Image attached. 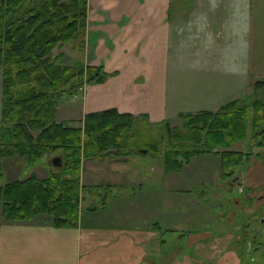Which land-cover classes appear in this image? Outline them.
<instances>
[{
    "label": "crops",
    "instance_id": "1",
    "mask_svg": "<svg viewBox=\"0 0 264 264\" xmlns=\"http://www.w3.org/2000/svg\"><path fill=\"white\" fill-rule=\"evenodd\" d=\"M81 60L107 77L68 97L75 126L86 113L111 108L154 124H182L184 114L250 100L264 76V0H87ZM162 173L169 178L158 184L148 178L119 186L102 207L88 210L83 201L76 227L38 215L0 217V264H247L229 232L190 234L183 247L164 250L172 228L155 222L156 210L165 203L163 214L173 216L182 178ZM179 215L182 224L189 221Z\"/></svg>",
    "mask_w": 264,
    "mask_h": 264
},
{
    "label": "trees",
    "instance_id": "2",
    "mask_svg": "<svg viewBox=\"0 0 264 264\" xmlns=\"http://www.w3.org/2000/svg\"><path fill=\"white\" fill-rule=\"evenodd\" d=\"M86 25L87 0H0V158L17 155L29 165L58 150L64 157L58 156L61 164L42 178L31 173L25 179L0 184V207L6 220L46 213L55 226L76 227L86 189L81 182L82 161L136 153L132 148L122 151L135 118L131 113L113 108L89 112L79 126L56 121V106L63 96L77 95L85 84L107 77L100 66L86 65L80 58L65 65L61 54H54L55 48L71 42L73 49L83 52ZM262 90L264 79L255 81L253 94ZM259 97L249 100L251 103L235 99L216 112L184 114L181 125L192 127L195 146L182 149L169 144L161 156L164 170L179 172L182 160L188 163L193 157L245 138L249 107L254 128L264 118V102ZM163 125L173 135L175 128ZM201 141L203 147L198 148ZM219 154L223 169L244 155L231 150ZM100 188L94 185V189ZM106 195L88 210L104 206L110 196Z\"/></svg>",
    "mask_w": 264,
    "mask_h": 264
},
{
    "label": "rangeland",
    "instance_id": "3",
    "mask_svg": "<svg viewBox=\"0 0 264 264\" xmlns=\"http://www.w3.org/2000/svg\"><path fill=\"white\" fill-rule=\"evenodd\" d=\"M72 45L71 42L54 49L55 55L60 56L61 54L62 64H72L75 58H83L85 48L82 52L73 49ZM2 72L3 66L0 64V115ZM261 79H264V76ZM258 95L264 102L263 90L259 94H253L250 101H253ZM67 99V96H63L59 100L56 106V121L63 122L68 126L78 125V122L68 120ZM248 99L247 101H249ZM250 101L249 103H251ZM134 116L133 125L128 130V137L124 143L127 147H123L122 151L125 152L132 148L136 153L119 156L108 154L84 159L82 184L86 185V189L82 196L86 204L90 205V203L101 201L105 194L111 196L113 193H120L119 186H135L148 178L150 180L152 178L158 184L160 178H169L168 175L164 177L162 173L164 166L161 161V156L165 153L167 146L171 143L181 146L182 149L195 146L193 145L195 139H193L194 130L191 129L192 127L185 128L180 123L173 124L171 127L175 128L174 133L170 135L163 124L151 123L143 115ZM251 116V107H249L245 138L232 142L227 148L218 147L211 152L193 157L188 163H184L182 160V171H171L173 179L178 176L182 178L178 185L180 191L172 194V200L176 204L175 208H171L173 216L169 217L168 214H163L164 211H167L166 204L163 203L161 211L156 210V212H160V219L154 218L155 222L160 221V224L171 223L169 226L172 229L164 233L162 238L164 250L171 248V252H173L183 247L189 241L190 234L195 236L199 232H212L215 237L229 232L233 235L230 241L231 245L246 258V261L248 260L249 264H264V221L261 226L263 233L260 232V229V231H254V228L259 225V221L264 220V145H261L264 143V118L254 128L251 125ZM197 146L202 148L203 141ZM224 150L241 152L244 155L238 161L235 160L236 157L232 156L231 158H234L235 161H229V166L223 169L219 153ZM56 156H61L64 159L60 150L47 155V159L42 162L40 159L29 165L26 164L25 158L17 155L2 157L0 158V184L15 179H25L31 173H36L38 177L42 178L55 169L51 159ZM240 172L245 185L244 194L248 193L247 195L251 196L249 203L246 202L244 194L236 192V187L231 191L228 189L229 180L238 176ZM94 185H100L101 188L94 189ZM173 185H176L174 181ZM196 203L198 206L195 205ZM83 207L82 209L85 210ZM180 212H182L181 217H188L189 221L186 224H182V221L178 220ZM2 216L3 211L0 207V217ZM38 216L43 218L48 215L43 213ZM186 232L189 234L188 236L185 234ZM255 232L257 237L252 241ZM248 242L252 245L251 250L245 252ZM252 257L255 260L250 262Z\"/></svg>",
    "mask_w": 264,
    "mask_h": 264
},
{
    "label": "flooded vegetation",
    "instance_id": "4",
    "mask_svg": "<svg viewBox=\"0 0 264 264\" xmlns=\"http://www.w3.org/2000/svg\"><path fill=\"white\" fill-rule=\"evenodd\" d=\"M228 185H229V188H228L229 191L233 190L236 187V192L238 194H244V192H245L244 191L245 190V185H244V180L242 178V173L240 172V174L238 176H236V177L232 178L231 180H229ZM247 194L248 193L244 194V198H245L246 202L249 203V201H251V196H249ZM263 221H264L263 219H261L259 221V225H257L254 228V231H260L261 230L260 232H262L261 226H262ZM256 237H257V234L255 232V234L252 237V241H254ZM243 239H244V237H243ZM251 246H252L251 243L248 242L247 248H246L245 252H249L251 250Z\"/></svg>",
    "mask_w": 264,
    "mask_h": 264
},
{
    "label": "water",
    "instance_id": "5",
    "mask_svg": "<svg viewBox=\"0 0 264 264\" xmlns=\"http://www.w3.org/2000/svg\"><path fill=\"white\" fill-rule=\"evenodd\" d=\"M145 151V150H143ZM52 163L55 165V166H59L61 164V160L59 157H55L52 159Z\"/></svg>",
    "mask_w": 264,
    "mask_h": 264
}]
</instances>
